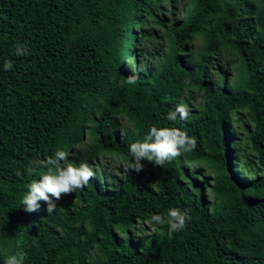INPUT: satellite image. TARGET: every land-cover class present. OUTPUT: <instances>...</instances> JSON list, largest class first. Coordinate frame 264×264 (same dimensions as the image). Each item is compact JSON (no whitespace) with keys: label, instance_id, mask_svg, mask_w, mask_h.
Listing matches in <instances>:
<instances>
[{"label":"trees","instance_id":"obj_1","mask_svg":"<svg viewBox=\"0 0 264 264\" xmlns=\"http://www.w3.org/2000/svg\"><path fill=\"white\" fill-rule=\"evenodd\" d=\"M180 1L0 0V264H264V0ZM153 126L196 149L125 173ZM57 150L95 176L27 213ZM170 208L171 238L149 223Z\"/></svg>","mask_w":264,"mask_h":264},{"label":"clouds","instance_id":"obj_2","mask_svg":"<svg viewBox=\"0 0 264 264\" xmlns=\"http://www.w3.org/2000/svg\"><path fill=\"white\" fill-rule=\"evenodd\" d=\"M180 6V5H179ZM26 47L17 45L15 54L17 56L25 55ZM5 71L13 69V62L5 60L3 64ZM137 76L127 77L128 84H135ZM189 116V111L184 105H177L174 110H170L167 114V120H185ZM197 147V141L194 137L188 136L186 131L178 128H157L151 127L143 141L133 142L129 145L130 161L123 163L125 173L133 171L140 173L145 165L142 161L151 163L154 167H162L165 163L171 162L173 159L183 154L192 152ZM69 153L63 150H57L54 156H50L45 160L34 159L29 162L25 171L29 176L37 173L38 169H47L42 173L39 179H33L27 185V191L21 200L23 210L27 213H33L39 210L40 201L46 204L47 215L53 214L57 209V202L65 195L71 194L87 186L91 179L94 178L95 172L88 163H81L74 166L68 161ZM22 173L18 170L17 176ZM191 217L187 212L178 208H170L167 216L154 214L151 216L149 223L154 225H167V236L171 238L173 233L183 230L186 221ZM24 256L9 255L5 264H23Z\"/></svg>","mask_w":264,"mask_h":264},{"label":"rangeland","instance_id":"obj_3","mask_svg":"<svg viewBox=\"0 0 264 264\" xmlns=\"http://www.w3.org/2000/svg\"><path fill=\"white\" fill-rule=\"evenodd\" d=\"M182 1L184 2V1H186V0H182ZM182 1H180L179 3H177L178 6L181 4ZM150 49H151V46L148 47V50H150ZM139 227H141V226H139Z\"/></svg>","mask_w":264,"mask_h":264}]
</instances>
